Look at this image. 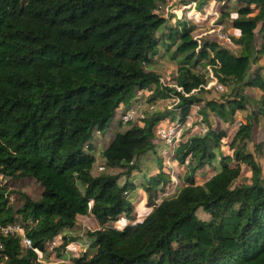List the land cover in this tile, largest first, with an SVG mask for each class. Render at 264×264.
Listing matches in <instances>:
<instances>
[{
    "label": "trees",
    "instance_id": "1",
    "mask_svg": "<svg viewBox=\"0 0 264 264\" xmlns=\"http://www.w3.org/2000/svg\"><path fill=\"white\" fill-rule=\"evenodd\" d=\"M192 2L219 12L233 47L199 41L193 16L162 13L168 0H0V177L43 189L39 199L20 191L16 208L0 186V223L20 222L32 241L0 233V264H48L41 258L58 236L52 251L66 257L80 240L70 230L89 214L101 228L72 264H264V141L253 136L264 120V0ZM163 54L177 64L176 87L154 68ZM149 92L150 103L177 98L174 111L146 109L116 132L99 154L125 171H97L95 131ZM173 125L188 128L163 155L157 128ZM139 189L150 211L137 220ZM120 220L129 223L108 225Z\"/></svg>",
    "mask_w": 264,
    "mask_h": 264
},
{
    "label": "rangeland",
    "instance_id": "2",
    "mask_svg": "<svg viewBox=\"0 0 264 264\" xmlns=\"http://www.w3.org/2000/svg\"><path fill=\"white\" fill-rule=\"evenodd\" d=\"M188 0H181L179 5L181 7L183 5L188 6L189 4L187 3ZM196 7V4L193 5V7H186V9L183 10V19H189L190 17L193 16L192 19H194L192 22L195 23L198 28L193 32V35L200 41H205V40H218V41H224L227 43L221 35H226L228 36V32L226 30V27L224 24H221L219 22L220 20V14L216 10H210L209 12L203 13L201 11H195L194 8ZM162 13L165 14V9L163 8ZM197 12L199 14H197ZM176 15V14H175ZM203 17V18H202ZM202 19V20H199ZM196 21H198L196 23ZM176 20H173L172 23H175ZM163 29H161L160 32H162ZM170 31V29H167ZM166 35V34H165ZM230 37V36H228ZM231 38V37H230ZM167 40H171V38H167ZM230 47H233L234 44L228 43ZM164 51H162L163 53ZM154 68L158 71L159 75L161 76V84L165 87L168 88H173L176 87V75H177V64L175 61L172 59L168 58L163 54V56H159L156 64L154 65ZM211 84V83H210ZM209 84V85H210ZM209 87V86H208ZM224 91L223 89L220 88H215V94L219 96L221 92ZM250 93L252 94H257L256 89H251ZM152 92H149L148 96L144 98V102L147 105H153V109L157 112H167V111H174L175 105L178 102L177 98H165L161 99L157 102L150 103L148 102L149 97L151 96ZM214 94V93H213ZM128 104H123L121 108L117 111L115 118L112 122V124L108 127V129L102 133L101 131L96 130L94 133V138H93V145L95 146V153L98 155V162H97V167L96 170L101 172L102 169L98 168L101 166L103 163V158L100 156V150L101 148H104L105 146L108 145L110 142L111 138L114 136V134L118 131H123L127 128L130 127V123H121L119 122L122 114L127 110ZM250 112V110H249ZM245 115H248L245 113ZM176 119H178L176 117ZM190 121L193 120V118H189ZM236 123L230 128L228 131L229 137L224 139V149L227 152H231L230 148V142L232 140V137L234 133L239 130V126L244 123V119L242 116H239L238 119L235 121ZM192 123V122H191ZM188 126L186 125L183 129L182 132H184ZM253 136L256 140L258 139H263L264 141V120L260 119L259 122L254 124L253 128ZM254 143H250V150L255 151V146L253 145ZM257 152H255L256 154ZM257 160L261 163L262 168H263V173H264V154H257ZM105 165V164H104ZM171 166V179L172 181H176V176L179 171L174 168L173 163L169 164ZM105 171L112 173V174H118L122 173L125 171L124 168H109L105 165ZM146 169V168H145ZM156 172V170H153L152 173ZM250 170L245 167L243 173H242V178L241 180L247 179V181L250 178ZM125 176H121L120 178V183H123L125 181ZM0 186L4 189L5 193L8 195L9 198V203L8 206H14L18 207L23 204V200L21 199L19 192L22 191L24 193H27L29 196H31L33 199H39L42 195L43 189L41 186L34 181L33 179H20V180H10L7 183L1 180L0 177ZM5 187V188H4ZM138 197V202H136L135 205V210L133 213V216L137 219L140 220L145 215L150 211L147 207V197L146 194L144 193L143 190L139 189L137 192ZM142 201V202H141ZM145 203V204H144ZM198 215L205 220H209L211 218L210 214L206 213L204 210H199ZM129 223L127 220H120L115 223H109L108 225L117 227V228H123L125 224ZM98 228H101V226L98 224V222L95 220V218L89 214V215H80L78 216L77 224L70 230V234L76 235L80 237L79 241H75L72 244H70V247L65 250L64 254L66 257H58L55 252L52 250L54 247L58 246L61 243V238L58 236L54 242L49 244L48 246V251H51V255L48 259H42V262L48 263V264H72V257H77L83 252V249H86L88 246V241H87V233L89 231L96 230Z\"/></svg>",
    "mask_w": 264,
    "mask_h": 264
},
{
    "label": "built area",
    "instance_id": "3",
    "mask_svg": "<svg viewBox=\"0 0 264 264\" xmlns=\"http://www.w3.org/2000/svg\"><path fill=\"white\" fill-rule=\"evenodd\" d=\"M180 0H168V3L163 7L165 9V16L169 17L171 14L178 15V10L176 9L177 5L179 4ZM195 5V3L192 4ZM183 16L182 15L180 17ZM221 37L227 42V43H233L232 39L226 35H221ZM213 83L216 85L217 88L223 89V86L218 83L216 80L213 81ZM179 89H181L179 87ZM153 105H147L144 102V99L139 100L135 99L133 103L127 108V110L122 114L121 116V122L122 123H130L132 120H134L137 116L143 118L145 116V110H154ZM157 134L158 136L168 145V151L173 155V149L180 138V131L177 129L176 125H173L171 127L166 126H159L157 128ZM172 147V150H171ZM164 153H168L165 151ZM100 169H104V167H100ZM0 233L3 235H16L20 236L22 238V244L30 248L32 247V241L26 234V229L23 224L20 222H13V223H7V224H1L0 223Z\"/></svg>",
    "mask_w": 264,
    "mask_h": 264
},
{
    "label": "crops",
    "instance_id": "4",
    "mask_svg": "<svg viewBox=\"0 0 264 264\" xmlns=\"http://www.w3.org/2000/svg\"><path fill=\"white\" fill-rule=\"evenodd\" d=\"M194 2H192L191 4H189L188 6H190V7H192V4H193ZM188 6H185V5H183L182 7H180V8H176L177 10H178V17L179 18H181L180 16L182 15V12H183V10L184 9H186V7H188ZM194 10L196 11V8H194ZM197 14H199L198 12H197ZM191 118H193V120L192 121H190L189 120V122H193V121H195V116H191ZM165 125V124H164ZM186 126V125H185ZM184 126V127H185ZM181 132H182V130L180 131V135H181ZM178 141H179V139H178ZM177 141V142H178ZM166 145H167V143H165ZM168 146V145H167ZM175 148V147H174ZM171 150H172V147H171ZM174 150V149H173ZM165 151H167L168 153H164ZM162 154L163 155H167V154H169V151H168V149H165V150H163V152H162Z\"/></svg>",
    "mask_w": 264,
    "mask_h": 264
}]
</instances>
